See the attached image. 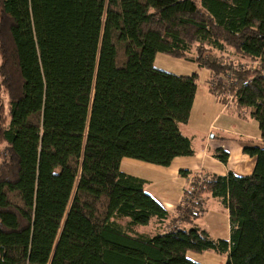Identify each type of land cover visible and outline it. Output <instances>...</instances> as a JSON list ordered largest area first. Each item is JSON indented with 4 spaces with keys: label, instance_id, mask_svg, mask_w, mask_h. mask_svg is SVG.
I'll return each mask as SVG.
<instances>
[{
    "label": "trees",
    "instance_id": "16d2710c",
    "mask_svg": "<svg viewBox=\"0 0 264 264\" xmlns=\"http://www.w3.org/2000/svg\"><path fill=\"white\" fill-rule=\"evenodd\" d=\"M160 53L207 69L262 137L244 147L249 175L181 170L174 213L121 169L194 154L181 125L199 76L157 68ZM212 197L228 239L202 224ZM213 251L264 264V0H0V264H202L188 254Z\"/></svg>",
    "mask_w": 264,
    "mask_h": 264
},
{
    "label": "crops",
    "instance_id": "0c3cea01",
    "mask_svg": "<svg viewBox=\"0 0 264 264\" xmlns=\"http://www.w3.org/2000/svg\"><path fill=\"white\" fill-rule=\"evenodd\" d=\"M252 63L256 65V62ZM155 66L178 75L197 73L199 76V87L190 118L186 124L181 125L183 134L192 141L194 154L176 157L168 167L124 158L121 167L128 174L153 182L150 186L147 183L146 191L167 211L174 213L189 182L180 174L181 170L204 174L226 175L233 172L236 175H249L255 168L256 158L245 153L244 147L260 144L262 137L256 120L239 111L235 102H223L213 92L210 83L212 76L207 69L161 53L156 56ZM221 152L228 153L226 163L218 157ZM229 235L228 231L223 238L228 239ZM188 256L191 259L199 257L190 253Z\"/></svg>",
    "mask_w": 264,
    "mask_h": 264
},
{
    "label": "rangeland",
    "instance_id": "374dc122",
    "mask_svg": "<svg viewBox=\"0 0 264 264\" xmlns=\"http://www.w3.org/2000/svg\"><path fill=\"white\" fill-rule=\"evenodd\" d=\"M168 57L174 58L171 56H168ZM230 58L232 60H234L236 63H238V61H241L238 56H231ZM247 63L251 67L256 66L254 63H251V62H247ZM217 80H219V78ZM225 81H226V83H229L228 79H225ZM121 169H122V167H121ZM152 183L148 182V185L149 184L152 185ZM149 186H148V188H150ZM208 209L209 210L201 218L202 224L204 225V227L207 230H209V232H211V234L214 236V238H219V237L223 238V236L226 235L228 233V231L230 232V228H229L230 227V221H229V214H228L227 209L219 202L218 199H216V198L214 199L213 197L208 202ZM139 227L143 228V226H139ZM154 228H158L157 223H156V226ZM154 230L152 229V232H154ZM149 231H151V230L149 229ZM208 253L210 255H208ZM208 253L196 254V253L190 252V254L193 256L199 255V257H193V259L197 260L198 262L203 261L204 263L210 262L211 264H226L227 257H228L226 253L220 254V253H217L214 251L208 252Z\"/></svg>",
    "mask_w": 264,
    "mask_h": 264
}]
</instances>
